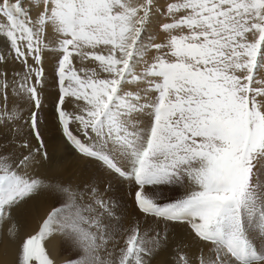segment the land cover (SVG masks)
I'll list each match as a JSON object with an SVG mask.
<instances>
[{"label":"snow or ice","instance_id":"6c2138e0","mask_svg":"<svg viewBox=\"0 0 264 264\" xmlns=\"http://www.w3.org/2000/svg\"><path fill=\"white\" fill-rule=\"evenodd\" d=\"M41 5L33 18L23 0H0V43L24 69L17 73V100L26 95L40 107L42 53L57 52L56 113L63 138L109 176L134 181L136 206L157 227L149 235L134 226L117 247L114 201L105 197L111 184L102 193L94 180L74 185L60 179L63 145L45 143L32 112L40 160L29 151L17 162L0 147V225L42 191L54 194L58 204L22 241L17 264H54L45 241L57 233L78 253L68 264H152L175 244L169 223L187 224L210 246L195 264H264V248L250 231L264 233V78H258L264 77V0H168L161 43L148 34L156 0ZM150 50L156 54L148 61ZM77 59L96 66L78 69ZM8 62L9 55L0 54V65ZM7 71L0 72V123L21 118L8 108ZM66 98L76 111L65 110ZM35 163L57 168V174L28 175ZM174 187L183 193L159 202L163 189ZM176 264L193 262L179 251Z\"/></svg>","mask_w":264,"mask_h":264},{"label":"bare ground","instance_id":"6f19581e","mask_svg":"<svg viewBox=\"0 0 264 264\" xmlns=\"http://www.w3.org/2000/svg\"><path fill=\"white\" fill-rule=\"evenodd\" d=\"M31 3L28 2V0H23V7L26 14H30L31 17L35 18L38 12L42 9L40 6H37L38 4ZM48 36V42L54 47L55 38L52 36L51 29L48 30ZM0 54L9 55V62L7 64L0 65V72H3L5 69L8 70V108L17 111L21 117L15 122L0 123V147L4 149L5 153L9 154L14 161L18 162L23 158V156L28 155L29 151H31L35 159L37 161L40 160L39 153L35 151V149L39 147V142L35 138L34 132L30 127V115L32 112H35L37 115L38 130L40 131L45 143L50 146L53 143H60L63 145L62 151L57 154L60 160L58 169L63 170V175L59 177L60 179L71 181L74 185L84 184L94 180L103 192L105 185L109 183L111 184L110 189H115L114 191L116 193L121 188L119 189L115 186L118 184L119 187L122 184L126 185V182L123 181L122 183L121 181H118L117 178L109 176L98 165L97 162L87 157L80 156L63 138L56 113V105L59 95L58 84L56 76L53 75L55 72L52 70V64L55 65L54 62L58 59V55H56L57 53L51 50H45L42 53V67L44 75L42 82L36 85L41 101L39 108H34L35 105L26 97V95L20 97L17 100L15 92L16 82H18L20 79V77L17 76V73L23 75V65L19 61H14L11 58L9 50L5 45H3V43H0ZM28 63L34 64L31 58H29ZM74 63L78 69L81 67L96 66L95 62L87 61L81 63L78 59L74 60ZM14 77L15 80L13 79ZM31 82H34V78L32 81H30V83ZM14 101H16L15 108L13 107ZM64 108L68 112L76 111V105L71 98H66ZM70 127L73 129V131H75V124L71 125ZM13 128L16 130L17 134L13 140H7L6 133L13 130ZM11 141L14 145L15 142L16 145H19L20 149L18 151H15L16 149L13 150L10 147L13 146ZM25 145H27V147H25ZM58 169L50 167L46 163H35L26 169V171L30 176L47 179L55 176ZM113 183L117 185H112ZM108 190L107 192H109ZM148 191L151 194L152 191L150 189H148ZM125 196L126 195H124V197ZM124 199V205L120 208L123 212V214H121V220L125 228H127V230L131 229L133 224L136 225L135 223H137L139 219H142L144 220L140 223V225L144 228L142 231L144 232L146 228L151 229L152 226L149 223L154 221L153 218L150 219V217L148 218L144 214H140L132 202L133 198L131 199L130 197L126 196ZM57 204L58 200L54 194H49L47 191H42L39 195L29 199L27 203H23L18 209L13 210L12 219L10 221H5L2 225H0V264H17L18 251L22 241L27 236L33 235L39 230L40 224L46 218L47 213L53 206H56ZM155 227H157V225H155L153 228ZM159 227L163 226L159 225ZM168 230L174 237L175 244L170 245L167 249H162L154 257L152 264H176V257L179 251L186 253L193 264H195L196 257L200 254L201 249H203L204 254L207 255V251L210 246L205 244V242L202 243L197 238H195L194 233H192L191 228L187 224L169 223ZM10 233H15V235L13 236ZM151 234L152 233L149 230V235ZM122 241L121 238L118 240L117 247L123 246ZM257 244L259 247L260 241ZM176 245H179V248H177ZM45 247L50 258L53 259L54 264H68L66 261L67 253L64 252L63 249L61 251L59 249V247H61V237H59L58 233L51 235L45 241Z\"/></svg>","mask_w":264,"mask_h":264},{"label":"rangeland","instance_id":"374dc122","mask_svg":"<svg viewBox=\"0 0 264 264\" xmlns=\"http://www.w3.org/2000/svg\"><path fill=\"white\" fill-rule=\"evenodd\" d=\"M33 1H35V2H33ZM28 2H32V3H34V4H38V5H40V0H28ZM37 2V3H36ZM168 2V0H156V6H157V9H158V11H156V12H154V14H153V16H152V18H151V23H150V25H149V35H151V36H153L154 37V42L155 43H161V42H163L164 41V39H165V37H166V33H164L162 30H161V28H160V25H162L163 23H165V22H168V19H167V16L166 15H162L161 13H163L164 11H165V6H166V3ZM31 3V4H32ZM41 7V9H42V5L40 6ZM0 21H1V23H3V21H4V18L3 17H0ZM144 39H145V41L147 42V36H145L144 37ZM57 53V52H56ZM156 53H155V50H150L149 52H147L146 53V55H145V60H148V61H151V58H152V56H154ZM56 55H58V53L56 54ZM56 63H57V60L54 62V64L55 65H53L52 64V70H54L53 72H55V67H56ZM39 67V66H38ZM53 75H55V73H53ZM258 78H264V77H258ZM58 84V83H57ZM34 108H35V106H34ZM17 129V128H16ZM11 132V133H10ZM17 133H16V130L13 128V130H11V131H8L7 133H6V136H7V140H13V138L15 137V135H16ZM12 142V141H11ZM12 145L13 146H10L13 150H15V151H18L20 148H19V145H16V142H15V145L13 144V142H12ZM10 148V149H11ZM118 181H121L122 183H123V181L124 182H126V185L124 184H120L121 186L119 187V184L117 185V184H112V185H117V186H115V187H118L120 190L116 193L114 190L115 189H109L108 191L109 192H106L105 193V197L106 198H111V200L112 201H114V204H113V207H114V211H115V217H116V219H115V221H114V223H115V225H116V228H117V232H116V241L118 242V240H120V238H121V241H122V238H124L125 236H126V234H127V228H125V226H124V224H123V222H122V220H121V214H123V212H122V210H121V208L120 207H123V205H124V198H126V196H128V197H130L131 199H132V202H133V204H134V206H135V208H136V210L140 213V214H143V213H141L140 212V210L138 209V207L136 206V203H135V198H134V196H135V191L137 190V186L135 185V183H134V181H128V180H122V179H117ZM132 183V184H131ZM127 184H128V186H127ZM125 186V187H124ZM123 187V188H122ZM125 188V189H124ZM105 189V188H104ZM122 189H124V190H122ZM150 190H151V188H149ZM132 190V191H131ZM124 191V192H123ZM134 191V192H133ZM152 191V190H151ZM183 188H180V187H174V188H171V189H169V188H164V191H162L161 193H160V200H159V202H164L165 200H167V199H174V198H176V197H178L179 195H181L182 193H183ZM115 192V193H114ZM129 192V193H128ZM102 193H103V191H102ZM123 194V195H121V194ZM134 193V194H133ZM114 194H115V196H114ZM124 195H126L125 197H124ZM132 195V196H131ZM117 201V202H116ZM149 218V217H148ZM150 219H152L151 217H150ZM153 220H154V218H153ZM141 221H144V220H142V219H139L138 220V222L137 223H135L136 225H138V226H140V229H141V232H143L142 230L144 229L143 228V226H141L140 225V223H141ZM153 222V223H152ZM151 223H149L151 226H152V228L156 225L155 223V220L154 221H152ZM155 222V223H154ZM136 225H132L131 226V228L133 227V226H136ZM161 226H163V225H161ZM126 229V230H125ZM126 232H125V231ZM130 230V229H129ZM150 229H148V228H146V230H144V231H149ZM250 231L253 233V236H252V238H253V240H254V242L256 243V245L258 246V242L260 241V246L258 247V248H264V239H261V236H264V233H259V231L257 230V229H250ZM258 234V235H257ZM59 237H61V247H59V249H60V251L63 249L64 250V252H66L67 253V255H66V261H67V263L69 262V261H72V260H74V259H76V258H78V253H77V251L76 250H74L71 246H70V244L68 243V241L62 236V235H60L59 234ZM123 242V241H122ZM202 242V241H201ZM203 243V242H202ZM206 244V243H205ZM108 248H109V250H111L112 248H113V243L112 242H110L109 243V245H108ZM101 255L103 256L104 255V257H105V259H108V257L107 256H105L106 254L105 253H101Z\"/></svg>","mask_w":264,"mask_h":264}]
</instances>
